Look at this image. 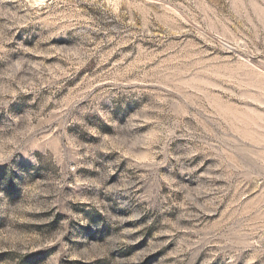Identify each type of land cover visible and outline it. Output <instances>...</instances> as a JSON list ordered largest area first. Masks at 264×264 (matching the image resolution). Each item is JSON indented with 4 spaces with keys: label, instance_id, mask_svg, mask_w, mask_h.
<instances>
[{
    "label": "rangeland",
    "instance_id": "obj_1",
    "mask_svg": "<svg viewBox=\"0 0 264 264\" xmlns=\"http://www.w3.org/2000/svg\"><path fill=\"white\" fill-rule=\"evenodd\" d=\"M0 264H264V0H0Z\"/></svg>",
    "mask_w": 264,
    "mask_h": 264
}]
</instances>
